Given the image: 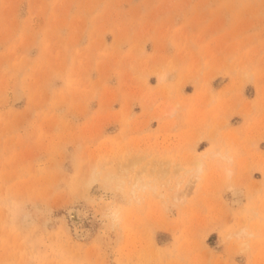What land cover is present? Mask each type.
<instances>
[{
	"label": "rangeland",
	"instance_id": "374dc122",
	"mask_svg": "<svg viewBox=\"0 0 264 264\" xmlns=\"http://www.w3.org/2000/svg\"><path fill=\"white\" fill-rule=\"evenodd\" d=\"M0 264H264V0H0Z\"/></svg>",
	"mask_w": 264,
	"mask_h": 264
},
{
	"label": "bare ground",
	"instance_id": "6f19581e",
	"mask_svg": "<svg viewBox=\"0 0 264 264\" xmlns=\"http://www.w3.org/2000/svg\"><path fill=\"white\" fill-rule=\"evenodd\" d=\"M72 215H74V212L71 213ZM76 218V217H75ZM75 218H73L72 220H76ZM77 221V220H76Z\"/></svg>",
	"mask_w": 264,
	"mask_h": 264
}]
</instances>
